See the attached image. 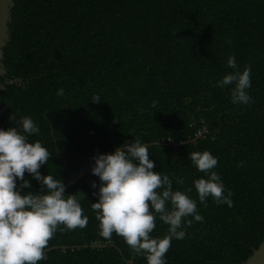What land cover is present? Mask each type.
I'll return each mask as SVG.
<instances>
[{
  "label": "trees",
  "instance_id": "trees-1",
  "mask_svg": "<svg viewBox=\"0 0 264 264\" xmlns=\"http://www.w3.org/2000/svg\"><path fill=\"white\" fill-rule=\"evenodd\" d=\"M10 15L0 129L32 118L40 132L29 142L39 140L50 153L41 174L66 184L93 156L125 142L180 144L150 145L153 171L168 175L174 191L191 189L203 220L187 217L192 223L182 225L183 239L172 240L167 264L250 257L264 240V0H14ZM230 56L240 72L251 68L247 105L231 102L234 84L217 86L234 72ZM203 151L218 158L212 171L233 193L232 207L211 197L200 203L193 182L207 176L188 156ZM25 179L33 192L41 189L29 174ZM99 185L89 173L65 191L76 194L88 223L59 226L47 248L57 249L38 264H147L123 237L99 235L91 204ZM155 223L150 235L162 239L169 226L158 214ZM93 244L107 247L82 248Z\"/></svg>",
  "mask_w": 264,
  "mask_h": 264
},
{
  "label": "clouds",
  "instance_id": "clouds-1",
  "mask_svg": "<svg viewBox=\"0 0 264 264\" xmlns=\"http://www.w3.org/2000/svg\"><path fill=\"white\" fill-rule=\"evenodd\" d=\"M227 67L234 72L225 75L217 86L234 84L231 102L249 104L251 68L240 72L232 56ZM56 94L63 96V89ZM100 101L98 95L92 97L93 103ZM10 119H15L14 114ZM19 124V128L0 129V264H38L47 259L45 250L59 226L63 225L61 231L74 230L83 229L88 223L76 194L66 195L61 179L39 171L50 159L49 151L39 140L29 142L30 136L40 132L39 126L27 116ZM149 147L135 139L117 147L112 154L93 156L91 174L99 178L100 185L98 192H93L96 202L91 204L100 221L101 237L110 241L115 233L134 253L143 255L147 264H167L165 254L172 240L183 239L186 233L182 225L192 223L187 217L195 221H202L203 217L197 212L196 201L188 195L191 189L174 191L168 175L153 171L155 164ZM188 159L207 176L193 182L200 203L211 197L218 205L232 207L233 193L225 190L220 176L212 171L218 158L203 151L190 152ZM25 173L41 185L39 191L31 190ZM183 182L176 178L177 184ZM91 187L96 189L97 184L93 182ZM157 214L169 226L162 239L150 235L156 227Z\"/></svg>",
  "mask_w": 264,
  "mask_h": 264
},
{
  "label": "water",
  "instance_id": "water-1",
  "mask_svg": "<svg viewBox=\"0 0 264 264\" xmlns=\"http://www.w3.org/2000/svg\"><path fill=\"white\" fill-rule=\"evenodd\" d=\"M13 7H14V0H0V76H3L6 73L4 66L1 62L3 59L2 49L5 47L6 43L9 41L8 23L10 22V19H11L10 14H11V9ZM3 89H4L3 85L0 84V90H3ZM201 136H202V133H200L196 137V139L200 138ZM148 145H155V146L163 147V146H179L180 144H173V143L164 144V143L156 142V143L148 144ZM114 150L106 154H112ZM93 166H94V162L90 167L79 172L76 176H71L69 181L65 184V191L69 189L71 186H73L76 182H78L81 178L91 173V168ZM88 247L92 249H100V248L107 247V245L106 244H93L90 246L85 245L82 248H88ZM76 248H79V247H76ZM52 249H57V247L46 249L45 251L48 252L49 250H52ZM242 264H264V240L258 246V248L252 253V255L248 257Z\"/></svg>",
  "mask_w": 264,
  "mask_h": 264
}]
</instances>
